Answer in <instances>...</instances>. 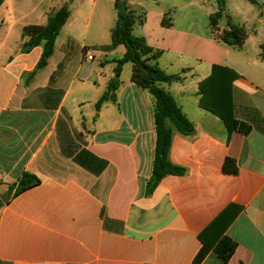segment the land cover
<instances>
[{"label": "crops", "instance_id": "obj_1", "mask_svg": "<svg viewBox=\"0 0 264 264\" xmlns=\"http://www.w3.org/2000/svg\"><path fill=\"white\" fill-rule=\"evenodd\" d=\"M263 1L253 18L214 28L209 0H128L133 34L161 52L154 63L164 72L181 77L161 87L195 127L188 136L175 131L169 153L185 173L147 194L154 99L131 81L130 63L126 79L127 64L116 76L126 49L111 47L115 0H3L0 264H195L203 248L209 253L201 264H223L214 249L224 237L237 243L227 264H264ZM66 3L71 16L37 70L44 48L24 52L23 29L46 25ZM231 26L247 33L240 48L219 39ZM215 66L237 74L226 120L201 105L200 85ZM115 78L117 102L98 111ZM230 78L220 76L226 86ZM233 120L251 132H231ZM227 158L236 174L223 170ZM24 173L40 183L17 194Z\"/></svg>", "mask_w": 264, "mask_h": 264}, {"label": "trees", "instance_id": "obj_2", "mask_svg": "<svg viewBox=\"0 0 264 264\" xmlns=\"http://www.w3.org/2000/svg\"><path fill=\"white\" fill-rule=\"evenodd\" d=\"M253 4H259L257 0H248ZM219 11L211 17V25L218 27V21L222 17L225 7V0H217ZM3 0H0V7ZM115 9L117 11V22L112 30V48L124 46L125 55L116 61V74L121 75L123 67L130 63L132 65L131 81L151 94L154 99V116L157 131V145L153 173L147 181V194H152L160 182L169 175L181 176L185 169L175 166L169 159V153L175 131L188 136L194 130V124L188 119L175 98L161 87L163 83H173L181 80L180 76L169 75L164 72L157 63L161 55L160 51L152 49L143 37H137L133 34L137 19L134 12L130 9L128 0H115ZM71 16L69 3L64 4L59 10L51 13L46 25H30L23 29V38L26 39L24 52L43 46V56L38 64L37 70L44 68L50 57L53 55L55 44L63 27ZM166 15L163 25L172 27V19ZM219 39L225 44L242 47L247 39V33L243 27L231 26L230 30L224 31L219 35ZM262 55L264 56V45L262 46ZM226 73V74H224ZM231 75L228 87L220 80L223 77ZM237 74L232 70L215 66L212 75L203 81L200 85L201 105L222 120H226L231 113L230 88L232 79ZM225 81V79H224ZM120 87V81L115 78L108 86L106 93L97 104L99 111L102 105L107 101L117 102V91ZM229 90V91H228ZM252 127L244 122L233 120L230 131H238L247 135ZM223 170L228 174H236L237 166L233 159L227 158ZM40 183L39 179L29 173H24L19 180L17 194L36 186ZM237 249V243L229 237H224L214 253L227 264L233 257ZM209 253V249L203 248L195 259V264H201Z\"/></svg>", "mask_w": 264, "mask_h": 264}, {"label": "rangeland", "instance_id": "obj_3", "mask_svg": "<svg viewBox=\"0 0 264 264\" xmlns=\"http://www.w3.org/2000/svg\"><path fill=\"white\" fill-rule=\"evenodd\" d=\"M209 1L210 2L206 7L211 11H215L214 14H216L219 11L217 0H209ZM225 2L226 4L224 7L223 15L218 21L219 26L227 25L229 18L231 19V22L233 24L235 23L242 24L243 22H245V20H247L246 18H249V16L253 18L256 14H259V11L262 9V7L258 6L260 4H253L248 0H225ZM130 74H131V65L127 64L125 66V75H122V78L126 79Z\"/></svg>", "mask_w": 264, "mask_h": 264}, {"label": "water", "instance_id": "obj_4", "mask_svg": "<svg viewBox=\"0 0 264 264\" xmlns=\"http://www.w3.org/2000/svg\"><path fill=\"white\" fill-rule=\"evenodd\" d=\"M1 200L6 203L8 201V197H2Z\"/></svg>", "mask_w": 264, "mask_h": 264}, {"label": "built area", "instance_id": "obj_5", "mask_svg": "<svg viewBox=\"0 0 264 264\" xmlns=\"http://www.w3.org/2000/svg\"><path fill=\"white\" fill-rule=\"evenodd\" d=\"M87 58H88L89 60H92V59H93L92 55L87 56Z\"/></svg>", "mask_w": 264, "mask_h": 264}]
</instances>
